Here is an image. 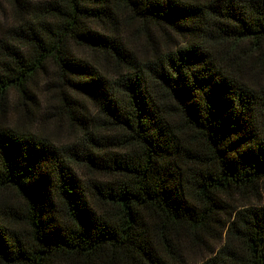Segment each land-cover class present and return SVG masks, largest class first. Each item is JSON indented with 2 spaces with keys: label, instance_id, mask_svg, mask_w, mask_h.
<instances>
[{
  "label": "trees",
  "instance_id": "16d2710c",
  "mask_svg": "<svg viewBox=\"0 0 264 264\" xmlns=\"http://www.w3.org/2000/svg\"><path fill=\"white\" fill-rule=\"evenodd\" d=\"M8 1L0 264H264V0Z\"/></svg>",
  "mask_w": 264,
  "mask_h": 264
},
{
  "label": "rangeland",
  "instance_id": "374dc122",
  "mask_svg": "<svg viewBox=\"0 0 264 264\" xmlns=\"http://www.w3.org/2000/svg\"><path fill=\"white\" fill-rule=\"evenodd\" d=\"M34 2L41 1V0H32ZM12 6L8 0H0V15L2 18L9 20L10 16L12 17ZM54 68H50V74H53Z\"/></svg>",
  "mask_w": 264,
  "mask_h": 264
}]
</instances>
